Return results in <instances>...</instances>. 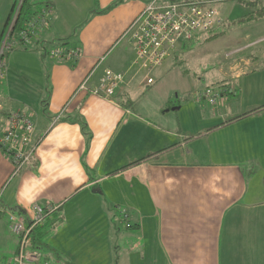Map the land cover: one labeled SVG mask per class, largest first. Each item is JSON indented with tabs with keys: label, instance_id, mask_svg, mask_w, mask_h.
Segmentation results:
<instances>
[{
	"label": "crops",
	"instance_id": "0c3cea01",
	"mask_svg": "<svg viewBox=\"0 0 264 264\" xmlns=\"http://www.w3.org/2000/svg\"><path fill=\"white\" fill-rule=\"evenodd\" d=\"M34 1L33 11L47 10L48 17L29 44L5 55L0 136L6 115H30L36 148L31 162L13 175L12 161L0 147V218L11 212L29 220L34 205L54 208L59 223L67 222L60 212L90 213L98 228L117 229L103 240L97 234L95 242L104 251L128 248L127 264L132 259L142 264L146 255L150 259L144 264H264V90L258 81L264 61L251 69L243 60L242 75L250 79L246 105L236 112H212L198 127L170 97L160 102L162 108L129 107L140 90L155 83L150 74L156 68L136 61L128 32L149 0ZM86 2L94 8L75 38L78 57L54 64L39 54L53 31L59 32L57 23L69 6ZM225 2L233 1L212 5ZM13 3L0 0V39ZM217 9L225 24V11ZM256 45L264 50V38L244 50ZM28 60L37 65L36 72L27 67ZM105 71L124 76L108 97L92 93ZM147 75L152 84H146ZM229 81L220 86L234 97L245 95V87L233 81L230 88ZM7 226L0 220V231ZM5 244L10 258L16 243L0 237ZM138 246L139 252L133 251ZM45 248L76 262L67 249Z\"/></svg>",
	"mask_w": 264,
	"mask_h": 264
},
{
	"label": "rangeland",
	"instance_id": "374dc122",
	"mask_svg": "<svg viewBox=\"0 0 264 264\" xmlns=\"http://www.w3.org/2000/svg\"><path fill=\"white\" fill-rule=\"evenodd\" d=\"M32 1L34 0H28L29 9L32 10L33 16H36L39 14V10L33 11L35 10L34 7L36 2ZM254 3L255 0H241L236 3L225 2L217 4L216 7L221 8V10H224L226 13V22L225 24H221L222 28H216L217 26H214L209 31L196 35L193 40L179 47L175 52H171L162 67L156 68L151 72L150 75L154 78L155 83L140 90L136 97H133L131 103H129V107H133L134 110L141 108H162L160 102L164 103L165 99L170 97L171 102L179 105L174 107H180V113L187 116L190 124H198V127L206 123L205 120L208 119V116L212 114V112L220 111L230 113L232 111L236 112L237 109L240 110L241 107L248 102L246 99L247 88L245 83L250 80L247 79L249 75H242L244 64L250 62V64L253 65L251 67L252 69L257 66V63L264 61V50L258 49L261 45H256L250 50H244L246 45L264 38V15L257 20L236 23L242 16L253 13L261 9V7H264V0H259V4ZM93 8L94 5H90L87 2L85 5L79 3L76 8H71L69 6L68 15L64 16L63 20L57 23L60 29L59 32L56 33V31H53V34H51L52 39L44 45L45 53L43 50L38 53L42 56L45 55L49 61L55 64L57 60L51 58L49 51L60 52L67 49H74L73 46L76 45L75 38L77 32L86 23L89 18L88 11ZM74 9L78 10L74 12L72 11ZM13 11L12 7L10 19L7 20L8 23L6 25L10 23ZM16 21L17 19L15 23ZM210 32L223 33L217 37L208 39L207 37L209 34H212ZM61 40H63L65 44H62L63 42ZM263 48L264 47H262V49ZM249 57L252 59L247 61ZM243 60H246L244 61L245 63ZM238 61L239 63L243 62V64H239ZM229 64L231 66L234 65V67L230 68ZM235 64L239 65L235 66ZM26 65L32 72H36L38 69L37 65L31 60H28ZM259 74L262 75L259 77L258 81L261 82V90H264V68L259 71ZM237 77L241 78L239 84ZM5 78L6 74L3 79H0V82L4 81ZM260 78L263 79L261 80ZM223 79L231 80L227 82L230 88L238 86L243 89V87H245L243 90V94L245 95L242 96V91L238 94V97L229 94L227 87L220 86L224 83L222 82ZM233 81L235 82V86ZM251 84L252 87L255 88L256 81L252 80ZM207 91H209V96L214 97L215 100L213 102L210 101L208 97L205 98L203 96ZM188 115H191V119H189ZM202 115L203 117H201ZM60 215L61 217L63 215L64 218L67 217V222L63 221L62 218L60 223L50 229L44 239L43 247L39 249V252L48 259V261L51 263L58 262L60 264H127L124 260V254L129 251L128 248L124 250V247L121 246L117 251L112 250L111 252L110 249L104 251L105 248L97 244L93 239V237L98 234L103 240L104 237L108 236L107 233L109 231L114 230L107 229L105 226L98 228L91 221L92 214L90 213L76 214L73 212L71 214H64L60 212ZM4 218L6 219V215H3L0 220H3L6 224ZM69 219L70 222H68ZM7 227L0 231V237L4 238L9 243L14 240L17 247L16 237L11 234ZM116 231L117 229L114 232ZM113 234L112 237L115 238ZM132 239H137V233ZM117 240H119V237H117ZM45 245L60 250H69L77 257L76 262H67L65 257L63 258L61 255H56L47 250ZM114 245L115 244H113V246ZM9 248L10 245H0V263L4 258H8L10 254ZM107 248H110V246H107ZM136 249L139 252V246L133 249V251ZM149 259L150 257L147 255L144 258L146 262H148ZM144 260L142 264H144ZM131 262L135 264L134 259H132Z\"/></svg>",
	"mask_w": 264,
	"mask_h": 264
},
{
	"label": "built area",
	"instance_id": "2783aa9c",
	"mask_svg": "<svg viewBox=\"0 0 264 264\" xmlns=\"http://www.w3.org/2000/svg\"><path fill=\"white\" fill-rule=\"evenodd\" d=\"M241 0H149L138 16L128 27V32L135 47L136 61L148 69L163 64L171 52L189 43L198 34L209 31L223 23L220 12L213 2ZM24 0H15L13 16L6 25L0 41V79L6 74L5 55L21 45H27L38 35L46 24L47 10H42L32 17L25 27L15 34L14 25ZM15 46V47H14ZM178 46V47H177ZM80 52L65 50L50 51V56L59 62H72ZM124 76L121 73L105 71L92 93L108 97L116 92ZM146 84H152L153 78L145 77ZM84 84L81 85L83 88ZM210 101L209 91L203 95ZM34 123L30 115L9 113L0 136V147L5 156L11 159L13 172L17 174L24 164L31 162L36 144L32 142ZM54 208L39 205L32 207L33 216L29 220L20 214L6 213L8 229L16 237L17 248L13 256L2 264H53L45 260L33 245V229L50 218ZM125 218V216H123Z\"/></svg>",
	"mask_w": 264,
	"mask_h": 264
},
{
	"label": "trees",
	"instance_id": "16d2710c",
	"mask_svg": "<svg viewBox=\"0 0 264 264\" xmlns=\"http://www.w3.org/2000/svg\"><path fill=\"white\" fill-rule=\"evenodd\" d=\"M254 12L250 13V14H247L245 16H242L240 19H238L236 21V23L248 22V21H252L254 19L255 20L259 19L261 16L264 15V7H261V9H258V10L254 11ZM33 15L34 14L31 12V9H29L28 0H24V2L22 4V7L20 9V13H19L18 18H17V21H16V23L14 25L15 34L20 32L25 27L27 22L32 17H34ZM9 19H10V14L8 16V20ZM7 23H8V21H7ZM210 33H212V32H210ZM222 33L223 32H216V33L213 32L212 34H209V36L207 38L209 39V38L217 37V36L221 35ZM261 107H264V105L261 106ZM258 108H260V107H258ZM123 216H125V218H123V220L126 221L127 214L126 213H122V217ZM59 220H60V217L57 218V214L55 216L53 214V216L51 215L50 218H48L45 223L43 222V223H41L40 225L36 226L33 229V231H32V239H33V245L36 248V250L39 251V249H41L43 247L44 239H45L46 235L49 233L50 229L54 228V226H56L59 223ZM42 257L45 258L43 255H42ZM53 264H58V263L55 262Z\"/></svg>",
	"mask_w": 264,
	"mask_h": 264
},
{
	"label": "bare ground",
	"instance_id": "6f19581e",
	"mask_svg": "<svg viewBox=\"0 0 264 264\" xmlns=\"http://www.w3.org/2000/svg\"><path fill=\"white\" fill-rule=\"evenodd\" d=\"M14 4V3H13Z\"/></svg>",
	"mask_w": 264,
	"mask_h": 264
}]
</instances>
